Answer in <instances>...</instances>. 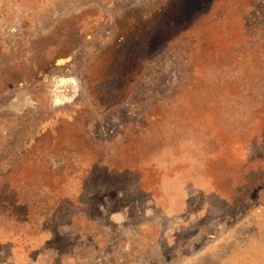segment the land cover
Segmentation results:
<instances>
[{
	"label": "rangeland",
	"instance_id": "rangeland-1",
	"mask_svg": "<svg viewBox=\"0 0 264 264\" xmlns=\"http://www.w3.org/2000/svg\"><path fill=\"white\" fill-rule=\"evenodd\" d=\"M0 264H264V0H0Z\"/></svg>",
	"mask_w": 264,
	"mask_h": 264
}]
</instances>
